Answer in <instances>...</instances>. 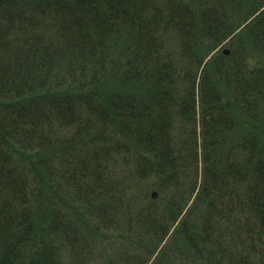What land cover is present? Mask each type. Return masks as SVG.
<instances>
[{
  "label": "trees",
  "instance_id": "1",
  "mask_svg": "<svg viewBox=\"0 0 264 264\" xmlns=\"http://www.w3.org/2000/svg\"><path fill=\"white\" fill-rule=\"evenodd\" d=\"M0 264H264V0H0Z\"/></svg>",
  "mask_w": 264,
  "mask_h": 264
},
{
  "label": "rangeland",
  "instance_id": "2",
  "mask_svg": "<svg viewBox=\"0 0 264 264\" xmlns=\"http://www.w3.org/2000/svg\"><path fill=\"white\" fill-rule=\"evenodd\" d=\"M242 14H243V12L240 13V12L238 11V13L236 14V16H238V17L240 18ZM234 15H235V14H234ZM244 16H245V13H244ZM234 18H235V17H234ZM235 19H236V18H235ZM237 19H238V18H237ZM244 25H245V23H244L239 29H241ZM239 29H237V31H238ZM220 47L225 48V47H226L225 42H223L218 48H220Z\"/></svg>",
  "mask_w": 264,
  "mask_h": 264
}]
</instances>
